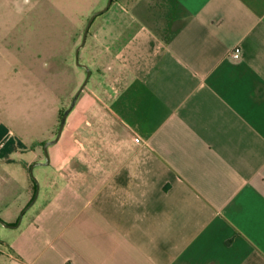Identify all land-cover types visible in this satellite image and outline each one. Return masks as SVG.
<instances>
[{
  "label": "crops",
  "instance_id": "0c3cea01",
  "mask_svg": "<svg viewBox=\"0 0 264 264\" xmlns=\"http://www.w3.org/2000/svg\"><path fill=\"white\" fill-rule=\"evenodd\" d=\"M86 58L48 165L62 109L41 135L0 116V220L51 175L0 264H264V0H113Z\"/></svg>",
  "mask_w": 264,
  "mask_h": 264
},
{
  "label": "rangeland",
  "instance_id": "374dc122",
  "mask_svg": "<svg viewBox=\"0 0 264 264\" xmlns=\"http://www.w3.org/2000/svg\"><path fill=\"white\" fill-rule=\"evenodd\" d=\"M29 1L32 5L23 7L27 0H0V34H12L14 37L11 42L13 49L2 48L0 54V116L20 134L26 123L20 114L38 112L43 116V127L38 126L33 119V122H29V128L35 135H41L44 129H48L59 108L62 112L70 108L78 90L85 82L87 69L84 71L80 65L86 62L91 35L103 13L91 26L78 59L77 49L82 43L89 20L106 8L109 0H92L93 6H89V2L84 0ZM53 11L54 22L51 20ZM49 64L51 69L50 73H47L46 66ZM52 68L55 71L59 69L54 78ZM76 74L78 77L80 74L79 79L83 80L80 87L73 90V85L70 88L67 80ZM50 176V173H47L39 178L38 171L30 172L29 191L21 189L18 196L22 195L21 199L15 198L9 203L13 212L19 210L20 204L23 207L18 214V221L22 222V215L25 216L27 211L32 209L31 207L26 210L36 195L39 197L40 192H44L45 183ZM37 207L38 205L33 210ZM4 217L7 219L9 216ZM1 222L0 238L7 232Z\"/></svg>",
  "mask_w": 264,
  "mask_h": 264
},
{
  "label": "water",
  "instance_id": "95a60500",
  "mask_svg": "<svg viewBox=\"0 0 264 264\" xmlns=\"http://www.w3.org/2000/svg\"><path fill=\"white\" fill-rule=\"evenodd\" d=\"M112 2H113V0H109V1H108V4H107V6H106V8H104L103 10H101V11L97 12L96 14H94V15L92 16V18L89 20L88 25H87V27H86V29H85V32H84V35H83L82 43H81V45H80V46L78 47V49H77V59H78V57H79V54H80L81 49L84 47V45H85V43H86V40H87V37H88L89 31H90L91 26L93 25L95 19H96L99 15H101L102 13L106 12V11L110 8ZM80 66H83V65H80ZM83 67H84L85 69H87V73H88L87 78H86L85 82L83 83V85L81 86V88L78 90V92H77V94H76V96H75V98H74V101H73V103L71 104L70 108H69V109L65 112V114L63 115L62 120H61L60 129H59V132H58V135H57L56 139L53 140V141L47 142V143L44 145V152H45V163H44V165H48V164L50 163V155H49V152H48V148H49V146L59 141V139H60V137H61V135H62L63 129H64V127H65V123H66V120H67L68 114H69V112L74 108L77 99L79 98L81 92L83 91V89H84L85 86L87 85V83H88V81H89V78H90V76H91V71H90V69H89L87 66H83ZM42 164H43V163H42ZM35 166H36V164L33 165V166L31 167V173H33V170H34ZM37 198H38V194L36 195V197L34 198V200L32 201V203L30 204V206H29L26 210H28L29 208H31V207L35 204ZM23 216H24V214L22 215V218H23ZM22 218H21V219H22ZM0 222H1V221H0ZM1 223H2V222H1ZM20 223H21V221H19L18 225H20ZM2 224H3L4 226H6V227H9V228H16V227L18 226V225H17V226L5 225L4 223H2Z\"/></svg>",
  "mask_w": 264,
  "mask_h": 264
},
{
  "label": "built area",
  "instance_id": "2783aa9c",
  "mask_svg": "<svg viewBox=\"0 0 264 264\" xmlns=\"http://www.w3.org/2000/svg\"><path fill=\"white\" fill-rule=\"evenodd\" d=\"M241 49L236 48L230 53V57L234 60H240L241 59ZM137 142H140V139H136Z\"/></svg>",
  "mask_w": 264,
  "mask_h": 264
},
{
  "label": "trees",
  "instance_id": "16d2710c",
  "mask_svg": "<svg viewBox=\"0 0 264 264\" xmlns=\"http://www.w3.org/2000/svg\"><path fill=\"white\" fill-rule=\"evenodd\" d=\"M64 113H65V111H64V112H62V115H61V117H63Z\"/></svg>",
  "mask_w": 264,
  "mask_h": 264
}]
</instances>
